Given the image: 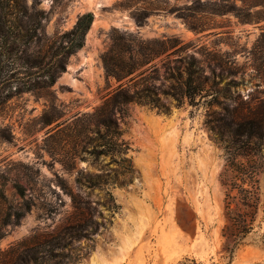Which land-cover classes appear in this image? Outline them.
I'll return each instance as SVG.
<instances>
[{
  "label": "rangeland",
  "instance_id": "1",
  "mask_svg": "<svg viewBox=\"0 0 264 264\" xmlns=\"http://www.w3.org/2000/svg\"><path fill=\"white\" fill-rule=\"evenodd\" d=\"M33 2L19 0L13 5L31 11ZM37 3V9L49 14L45 24L49 37L70 30L84 13H92L94 21L85 46L70 58L52 88L49 103L25 94L0 111V186L8 199L0 209L2 215L15 213L17 206L30 209L19 224L0 227V252L14 244L35 242L67 222L72 206L71 197L61 189L65 185L94 204L110 192L120 206L111 227L95 237L93 251L77 264H264V168L254 185L248 175L243 177L245 183L232 180L234 175L224 166V152L205 125L208 112H223L219 107L209 108L205 99L192 106L164 98L167 112L131 105L122 128L137 174L126 187L80 186V172L95 177L116 168L111 158L95 160L90 155L97 136L92 121L88 137L81 136L79 141L84 142L73 148L76 118L86 121L83 115L93 113L119 85L107 78L103 65L114 41L132 48L125 52L128 58L137 57L140 45L147 41L179 37L196 47L190 52L204 67L205 56L197 49L216 53L227 63L224 71L216 67L217 76L225 77L220 86L231 79L240 82L221 107L242 106L238 95L245 102L264 101V18L244 22L232 12H219L246 10L250 5L248 10L255 14L264 10V0ZM192 25L203 30L195 32ZM167 65L166 54H161L144 69H150L148 78L159 77L161 86ZM235 70L238 74L232 76ZM46 120L53 122L44 126ZM79 130L83 131L81 126ZM16 184L24 188L25 198ZM228 201L233 203L231 211ZM239 201L250 205L244 213L254 217L246 235L228 220ZM5 258L0 255L1 261Z\"/></svg>",
  "mask_w": 264,
  "mask_h": 264
},
{
  "label": "trees",
  "instance_id": "2",
  "mask_svg": "<svg viewBox=\"0 0 264 264\" xmlns=\"http://www.w3.org/2000/svg\"><path fill=\"white\" fill-rule=\"evenodd\" d=\"M17 1L0 0V111L25 94L43 97L49 103L52 88L66 72L70 58L85 46L86 36L94 21L92 13H84L70 30L49 37L45 32L49 14L37 9V0H34L31 11L15 8L13 4ZM249 7L246 10L219 12H232L244 22H258L264 18V10L253 14L248 10ZM191 29L195 32L203 30L196 25H192ZM261 38L263 42L264 32ZM33 42L35 47L31 49ZM190 48L196 47L179 37H166L143 43L137 51V57L130 55L127 58L125 52L132 51V48L113 42L103 56V65L107 78H114L119 85L93 113L83 115L86 121L76 118L74 125L78 134L74 137L73 148L77 149L84 142V139L79 141L81 136L88 137L86 132L90 130L88 127L92 121L96 126L93 132L97 136L93 139L95 150L90 155L95 160L111 158L110 163H114L116 168L95 177L84 176L80 172L78 182L81 187H126L135 181L137 171L129 156L131 146L124 139L122 123L129 117L128 108L131 105L167 112L169 107L163 98L179 105L187 101L192 106L205 99L209 108L219 107L223 112H208L205 125L224 152L225 168L234 175V182H247V179H243L245 175H248L250 184L258 182L257 176L260 169L264 168V101L245 102L238 95V102L242 106L234 110L229 106L221 107L240 82L231 79L220 86L225 77L217 76L216 67L224 71L228 69L227 63L216 53H204V49H197L205 56L204 67L196 59L195 53L190 52ZM161 54H166L168 65L165 67L163 85L158 86L159 77L148 78L147 72L150 69L144 67ZM171 59L175 62L174 66L171 65ZM230 74L236 76L238 71ZM52 122L46 120L44 126ZM79 126L83 131L79 130ZM15 188L20 197L25 198L24 188L18 184ZM61 189L71 197L72 211L67 222L54 233L35 242L14 244L0 252V255L6 256L5 260H0V264H77L89 256L94 248L95 237L111 227L120 206L110 192L104 201L94 204L88 197L74 193L65 185ZM242 191L249 193L244 189ZM7 203L8 199L0 186V205ZM232 204V201L227 202L226 207L230 211ZM246 205L239 201L234 217H228L233 226L241 229L243 235L251 231L254 218L244 213ZM102 208L108 212L107 215ZM28 211L29 207L23 209L17 206L15 213L2 215L3 210L0 209V227L19 224Z\"/></svg>",
  "mask_w": 264,
  "mask_h": 264
}]
</instances>
